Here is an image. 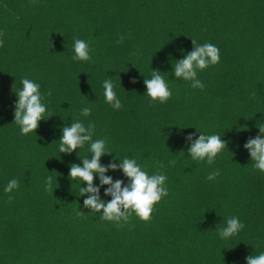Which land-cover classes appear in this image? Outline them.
I'll return each instance as SVG.
<instances>
[{
  "label": "trees",
  "instance_id": "16d2710c",
  "mask_svg": "<svg viewBox=\"0 0 264 264\" xmlns=\"http://www.w3.org/2000/svg\"><path fill=\"white\" fill-rule=\"evenodd\" d=\"M0 33V264H246L264 252V172L244 148L264 126V0H0ZM74 37L91 60L72 59ZM191 40L219 49L220 62L197 71L203 90L172 71ZM152 70L172 93L165 103L145 94ZM22 78L40 85L46 105L27 135L13 122ZM106 79L119 110L105 102ZM84 107L91 115H80ZM77 118L106 140L102 164L127 157L167 176L169 194L149 222L133 213L117 227L84 208L86 184L69 171L90 158L89 145L59 152L62 127ZM197 131L227 142L212 165L187 153ZM106 175L127 183L120 170ZM12 179L19 187L5 193ZM230 217L245 227L222 239Z\"/></svg>",
  "mask_w": 264,
  "mask_h": 264
},
{
  "label": "clouds",
  "instance_id": "9594fccd",
  "mask_svg": "<svg viewBox=\"0 0 264 264\" xmlns=\"http://www.w3.org/2000/svg\"><path fill=\"white\" fill-rule=\"evenodd\" d=\"M3 33H0L2 36ZM125 37L121 36L116 43H122ZM193 50L184 55L183 59L175 61L172 68L175 78H182L185 81H191L192 88L203 90L205 85L197 79V71L204 70L209 65H216L220 62L219 49L213 44L205 43L197 45L195 40H191ZM3 41L0 40V47ZM74 61H89V45L82 39L74 37L73 44ZM136 55V53H133ZM132 83L137 81L133 79ZM143 83L146 86V95L151 101H159L165 103L172 96L163 76L158 70H152L151 79L144 78ZM22 89L16 92V103L14 104V123L20 127L22 135L36 132L39 123L43 119L46 112V105L42 102L40 93V85L28 78L21 79ZM14 87V85H13ZM105 102L110 104L113 109L119 110L122 107L120 99L114 92V84L111 79L103 81ZM51 96V91L47 93ZM255 97L256 93L251 94ZM81 116L87 117L91 115V108L84 107L80 112ZM95 124L89 123L87 126L78 118L70 125L62 127L59 139V152L71 154L78 148L89 145L90 158L84 157L80 159L82 164L73 163L70 165L69 178L71 180L79 179L86 184V187H80V196H87L83 201V206L89 209V212L101 213V219L116 223L117 227L127 224L133 213L144 222L151 220V214L155 204L161 201L162 197H166L168 188L165 184L167 176L162 171L149 176L146 171L142 170L135 159L125 157L119 160V163L110 161L107 165L101 163V157L111 155L106 150L105 139L93 140ZM198 132V131H197ZM199 133V132H198ZM194 134L186 137V141L190 142L187 148L188 155L195 161H204L206 159L208 165L215 162V158L225 147L227 142L219 135H204L199 133L198 138H193ZM244 148L249 152L250 159L253 162V169L264 172V126L259 127V134L255 138H249L244 144ZM116 158L114 157V160ZM170 165H174L175 161H169ZM163 169V165L159 166ZM120 170L123 172L127 183L121 179H113L106 173ZM220 175L219 169L214 170L208 176V180H215ZM99 177V186L94 183L95 177ZM53 178L47 177L45 184L46 190L51 187ZM107 186L104 191L105 196H110L108 201L102 200L100 196V188ZM19 187V181L12 179L5 187V193H11L13 189ZM9 202L13 199L8 197ZM85 212L77 211V216H83ZM245 227L239 221L238 217H230L226 220V226L219 229V236L227 239L239 233ZM246 264H264V252L258 255H249L246 258Z\"/></svg>",
  "mask_w": 264,
  "mask_h": 264
}]
</instances>
